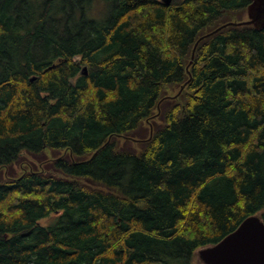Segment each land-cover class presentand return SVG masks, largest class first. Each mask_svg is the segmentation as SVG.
<instances>
[{"label": "trees", "instance_id": "obj_1", "mask_svg": "<svg viewBox=\"0 0 264 264\" xmlns=\"http://www.w3.org/2000/svg\"><path fill=\"white\" fill-rule=\"evenodd\" d=\"M249 3L0 0V264H196L264 221V30L152 118Z\"/></svg>", "mask_w": 264, "mask_h": 264}, {"label": "water", "instance_id": "obj_2", "mask_svg": "<svg viewBox=\"0 0 264 264\" xmlns=\"http://www.w3.org/2000/svg\"><path fill=\"white\" fill-rule=\"evenodd\" d=\"M161 1L169 6L172 0ZM229 26H251L256 30H264V0H250L241 21L220 25L211 32H206L195 41L190 52V60L185 67L188 80L180 86L174 95L164 97L158 101L156 105L157 113L152 118L155 119L158 116L160 103L164 99L176 100L190 82V66L193 63L200 42ZM82 73L86 75V67L82 69ZM146 123L148 124V121ZM149 131V138L146 141L152 137L153 129L151 126ZM119 138L124 139L123 136ZM198 255L204 264H264V221L255 215L246 218L233 232L217 244L201 249Z\"/></svg>", "mask_w": 264, "mask_h": 264}, {"label": "rangeland", "instance_id": "obj_3", "mask_svg": "<svg viewBox=\"0 0 264 264\" xmlns=\"http://www.w3.org/2000/svg\"><path fill=\"white\" fill-rule=\"evenodd\" d=\"M258 216L261 217L260 213L258 214ZM49 222H50V219H49V218H44V219L40 220V223H41L42 225H46V224H48ZM193 258H194V262H195L196 264H200V263H202V261L200 260V258H199V256H198V251L195 252Z\"/></svg>", "mask_w": 264, "mask_h": 264}, {"label": "bare ground", "instance_id": "obj_4", "mask_svg": "<svg viewBox=\"0 0 264 264\" xmlns=\"http://www.w3.org/2000/svg\"><path fill=\"white\" fill-rule=\"evenodd\" d=\"M216 184V183H215Z\"/></svg>", "mask_w": 264, "mask_h": 264}]
</instances>
